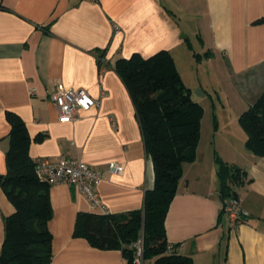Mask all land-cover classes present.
Here are the masks:
<instances>
[{
    "label": "crops",
    "instance_id": "0c3cea01",
    "mask_svg": "<svg viewBox=\"0 0 264 264\" xmlns=\"http://www.w3.org/2000/svg\"><path fill=\"white\" fill-rule=\"evenodd\" d=\"M263 17L264 0H0V175L6 174L10 111L32 140L43 136L29 146L34 163L78 158L103 178L98 207L74 185L50 187V264H127L120 251L94 249L72 233L78 213L139 210L153 189L152 162L114 65L133 54L149 58L160 51L171 54L192 93L199 87L208 94L199 79L190 88L180 67L197 73L204 64L230 84L255 80L260 89L249 100L236 90L227 96L229 107L217 114L215 130L202 139L200 129L196 159L182 166L165 218L166 240L193 264H264V157L246 150L237 123L264 91V24H253ZM57 85L83 89L97 103L78 111L77 120L59 123L50 101ZM233 103L240 108L233 110ZM216 157L245 173L234 191L248 218L235 228L221 210ZM109 163L121 172L110 173ZM13 213L0 188V250L4 218Z\"/></svg>",
    "mask_w": 264,
    "mask_h": 264
},
{
    "label": "trees",
    "instance_id": "16d2710c",
    "mask_svg": "<svg viewBox=\"0 0 264 264\" xmlns=\"http://www.w3.org/2000/svg\"><path fill=\"white\" fill-rule=\"evenodd\" d=\"M264 24V17L253 22ZM186 46L189 47L186 39ZM200 61V57L196 56ZM114 70L132 101L142 134L146 156L154 172V186L144 196L141 209L120 214L78 213L73 238L86 240L101 251H120L127 264H135L136 245L142 244V264H193L166 240L164 228L169 206L182 177V166L196 159L203 109L193 100L168 51L149 58L133 54L119 59ZM9 148L5 154L6 174L0 188L14 213L4 218L0 264H50L52 235L48 223L53 211L50 185L40 180L28 150L32 141L23 120L7 111ZM246 135L245 148L264 157V92L238 117ZM221 199L236 198L245 173L216 157Z\"/></svg>",
    "mask_w": 264,
    "mask_h": 264
},
{
    "label": "built area",
    "instance_id": "2783aa9c",
    "mask_svg": "<svg viewBox=\"0 0 264 264\" xmlns=\"http://www.w3.org/2000/svg\"><path fill=\"white\" fill-rule=\"evenodd\" d=\"M50 101L57 111L59 123L62 124L77 120L78 111H88L97 103L83 89H66L62 85L55 87ZM107 169L110 173L117 174L122 170L116 163H109ZM35 170L40 180L50 186L59 183L74 185L93 206H99L97 187L103 180L102 175L88 167L81 159L63 157L57 163L42 160L36 162ZM221 210L230 228L237 227L248 218L247 212L236 198L222 200ZM135 247L137 251L134 263L142 264L141 242Z\"/></svg>",
    "mask_w": 264,
    "mask_h": 264
},
{
    "label": "rangeland",
    "instance_id": "374dc122",
    "mask_svg": "<svg viewBox=\"0 0 264 264\" xmlns=\"http://www.w3.org/2000/svg\"><path fill=\"white\" fill-rule=\"evenodd\" d=\"M204 67H205L204 64H202L200 67H197L198 69L197 73L196 72L192 73L190 71L186 73L180 67V71L183 74L184 82L190 88H193L192 84L199 79L200 85H203L206 92H208V94L206 95L204 93L205 91L201 90L199 87L193 90V93L195 90H201L202 93L204 94L203 97H201L200 99L198 98V102L200 103L203 109V115L201 118L202 139L204 138L206 132L208 135H210L212 128L213 130H215L217 125V114H220L221 112L222 113L225 112V110L222 107L223 106L225 108L229 107L232 99L230 98L229 101L227 99V96L229 97L233 96L234 94H236V90H238L240 95H242L246 100H249V98H247L249 95L250 96L254 95L256 94V92H259L258 90H260L259 84L255 80L239 81L238 84H236V82L230 84L229 81H227L228 80L227 78L221 75L215 77L212 75V71L210 69L208 73V68H204ZM233 86H237V87L234 88ZM263 92L261 91L260 94L255 98V100L250 105H252ZM236 107L240 108V104L233 103L232 105L233 110L236 109ZM238 126L236 125V127ZM207 138L209 139V137ZM202 143H204V140H202Z\"/></svg>",
    "mask_w": 264,
    "mask_h": 264
},
{
    "label": "water",
    "instance_id": "95a60500",
    "mask_svg": "<svg viewBox=\"0 0 264 264\" xmlns=\"http://www.w3.org/2000/svg\"><path fill=\"white\" fill-rule=\"evenodd\" d=\"M204 94L202 93L201 90H195L193 95H192V98L193 100H196L198 97H203Z\"/></svg>",
    "mask_w": 264,
    "mask_h": 264
}]
</instances>
